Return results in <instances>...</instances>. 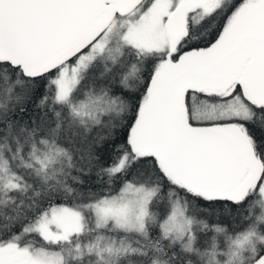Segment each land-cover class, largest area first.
Instances as JSON below:
<instances>
[{
    "label": "snow or ice",
    "instance_id": "obj_1",
    "mask_svg": "<svg viewBox=\"0 0 264 264\" xmlns=\"http://www.w3.org/2000/svg\"><path fill=\"white\" fill-rule=\"evenodd\" d=\"M0 264H264V0H0Z\"/></svg>",
    "mask_w": 264,
    "mask_h": 264
}]
</instances>
